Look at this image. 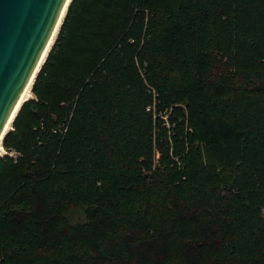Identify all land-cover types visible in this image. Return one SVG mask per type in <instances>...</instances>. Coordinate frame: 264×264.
Masks as SVG:
<instances>
[{"label":"trees","instance_id":"16d2710c","mask_svg":"<svg viewBox=\"0 0 264 264\" xmlns=\"http://www.w3.org/2000/svg\"><path fill=\"white\" fill-rule=\"evenodd\" d=\"M30 92L0 264H264V0H68Z\"/></svg>","mask_w":264,"mask_h":264},{"label":"water","instance_id":"95a60500","mask_svg":"<svg viewBox=\"0 0 264 264\" xmlns=\"http://www.w3.org/2000/svg\"><path fill=\"white\" fill-rule=\"evenodd\" d=\"M64 0H0V130Z\"/></svg>","mask_w":264,"mask_h":264},{"label":"bare ground","instance_id":"6f19581e","mask_svg":"<svg viewBox=\"0 0 264 264\" xmlns=\"http://www.w3.org/2000/svg\"><path fill=\"white\" fill-rule=\"evenodd\" d=\"M67 2H68V0H64V2L62 4V7H61V9L59 11V14H58V16L56 18V21H55V23H54V25L52 27V30L50 31V33L48 35V38L46 39V42H45V44H44V46H43V48H42V50L40 52V55L38 57V60H37V62L35 64L32 72H31L30 76L28 77V79L26 80V82L24 83V85L22 86V88H21V90H20V92H19V94H18V96H17V98H16V100L14 102V105H13L11 111L8 114V116H7V118H6L5 122H4L1 130H0V140H1V136L4 133V131L7 128L10 127V121H11V119H12V117H13L16 109L18 108L19 104L21 103V101L23 99H25L26 97H29L30 95H32L30 93V91H29L30 90L29 88H30L31 81L33 79V76H34V74H35V72H36V70H37L40 62L42 61V59H43V57H44L47 49L49 48V46H50V44H51V42H52V40L54 38V35H55L56 31H57L59 22H60L61 17H62V15L64 13V10H65V7H66ZM2 148H3V146H2V144H0V149H2Z\"/></svg>","mask_w":264,"mask_h":264},{"label":"rangeland","instance_id":"374dc122","mask_svg":"<svg viewBox=\"0 0 264 264\" xmlns=\"http://www.w3.org/2000/svg\"><path fill=\"white\" fill-rule=\"evenodd\" d=\"M55 36V35H54ZM30 89V88H29ZM30 91V90H29ZM28 91V92H29ZM31 93V92H30ZM163 117H165V113L163 114ZM11 127V126H10ZM0 144H1V142H0ZM3 152H8V153H10L12 156H14L15 154H17V152L15 151V150H12V149H6L5 147H3L2 149H0V154L1 153H3ZM261 212H262V214H264V207L263 208H261ZM76 214H77V212H74L73 213V217L72 218H74L75 216H76Z\"/></svg>","mask_w":264,"mask_h":264},{"label":"built area","instance_id":"2783aa9c","mask_svg":"<svg viewBox=\"0 0 264 264\" xmlns=\"http://www.w3.org/2000/svg\"><path fill=\"white\" fill-rule=\"evenodd\" d=\"M58 128V126H53L52 130H56ZM65 127L63 126L61 129L63 130Z\"/></svg>","mask_w":264,"mask_h":264}]
</instances>
